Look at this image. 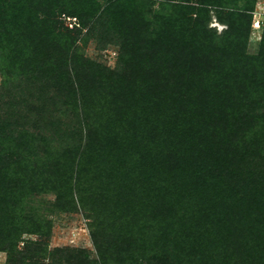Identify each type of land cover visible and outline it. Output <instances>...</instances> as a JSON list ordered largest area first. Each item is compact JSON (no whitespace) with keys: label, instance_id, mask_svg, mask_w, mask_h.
Here are the masks:
<instances>
[{"label":"trees","instance_id":"16d2710c","mask_svg":"<svg viewBox=\"0 0 264 264\" xmlns=\"http://www.w3.org/2000/svg\"><path fill=\"white\" fill-rule=\"evenodd\" d=\"M255 1L0 0L5 264H264ZM59 212L93 250L50 246Z\"/></svg>","mask_w":264,"mask_h":264},{"label":"rangeland","instance_id":"374dc122","mask_svg":"<svg viewBox=\"0 0 264 264\" xmlns=\"http://www.w3.org/2000/svg\"><path fill=\"white\" fill-rule=\"evenodd\" d=\"M197 0H191L196 2ZM264 0H256L254 8L262 4ZM261 7V6H260ZM259 7V8H260ZM253 8V9H254ZM212 19L209 23L210 26L215 27L217 31L225 28V25L220 24L214 18L211 11ZM74 18H65L66 23L72 24ZM262 28H250L247 50L250 53H256L261 37ZM84 53L94 60L103 62L104 64L114 67L117 61L118 46L113 43H106L98 38L88 39L84 45ZM47 199L53 198V195H46ZM53 220L52 233L50 238V246H71V247H85L93 250L91 240L89 238L86 221L78 212H59L50 216ZM33 237V236H30ZM5 254L0 252V264L4 262Z\"/></svg>","mask_w":264,"mask_h":264},{"label":"built area","instance_id":"2783aa9c","mask_svg":"<svg viewBox=\"0 0 264 264\" xmlns=\"http://www.w3.org/2000/svg\"><path fill=\"white\" fill-rule=\"evenodd\" d=\"M263 25H264V1L258 7L254 8V10L252 11L251 27L254 29H260L263 27Z\"/></svg>","mask_w":264,"mask_h":264}]
</instances>
